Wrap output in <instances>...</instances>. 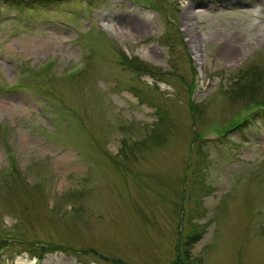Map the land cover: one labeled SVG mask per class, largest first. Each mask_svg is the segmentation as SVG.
Masks as SVG:
<instances>
[{
  "label": "rangeland",
  "instance_id": "rangeland-1",
  "mask_svg": "<svg viewBox=\"0 0 264 264\" xmlns=\"http://www.w3.org/2000/svg\"><path fill=\"white\" fill-rule=\"evenodd\" d=\"M263 113L264 0H0V264H264Z\"/></svg>",
  "mask_w": 264,
  "mask_h": 264
},
{
  "label": "bare ground",
  "instance_id": "bare-ground-1",
  "mask_svg": "<svg viewBox=\"0 0 264 264\" xmlns=\"http://www.w3.org/2000/svg\"><path fill=\"white\" fill-rule=\"evenodd\" d=\"M132 18H134V17H133V15L130 14L124 20V22L121 21V19H118L119 22H116V23H112V21H109V20H107V21L120 34L129 33L130 31L133 30V28L136 29L138 32H144V31L147 32L153 28V22L150 20L146 23V22H142V21H135V19H132ZM184 19H187V18L184 17ZM232 42H234V40L227 41L225 44V47H224V53H227L229 55V57H231L232 55L234 56V54H235L232 50H230L231 48L229 49ZM151 51L154 52L155 54H157L155 49H152ZM223 55L226 56L225 54H223ZM236 58H237V56H236Z\"/></svg>",
  "mask_w": 264,
  "mask_h": 264
},
{
  "label": "trees",
  "instance_id": "trees-1",
  "mask_svg": "<svg viewBox=\"0 0 264 264\" xmlns=\"http://www.w3.org/2000/svg\"><path fill=\"white\" fill-rule=\"evenodd\" d=\"M131 67L134 68L136 71H144V72H148V68H146V66H144V65H142V64H139V65L132 64ZM237 93H238V92H237ZM192 108H194V107H192ZM257 114H258V113H257ZM262 117H264V113H263ZM246 121H247V120H245L241 125L245 124ZM239 126H240V125L236 124V125L234 126V128L239 127ZM195 137H196V136H195ZM117 262L120 263V261H116V263H117Z\"/></svg>",
  "mask_w": 264,
  "mask_h": 264
}]
</instances>
